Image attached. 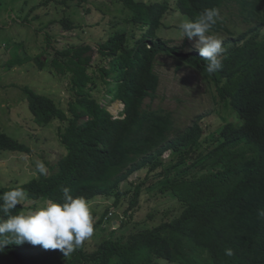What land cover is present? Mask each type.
Wrapping results in <instances>:
<instances>
[{"label":"trees","instance_id":"16d2710c","mask_svg":"<svg viewBox=\"0 0 264 264\" xmlns=\"http://www.w3.org/2000/svg\"><path fill=\"white\" fill-rule=\"evenodd\" d=\"M124 4L131 13L125 23L132 27V34L116 31L99 45L97 52L109 61L108 66L93 69L91 46L61 50L51 60L43 59L44 54L35 59L40 69L51 68L57 77L68 78L75 96L65 111L54 98L26 88L35 123L67 122L60 133L66 155L52 174L21 187L26 199L62 203V188L68 187L74 197L88 202L116 195L118 205L121 184L134 174L146 168L156 172L168 151L186 156L197 147L202 137L200 117L171 138L176 131L174 115L146 106L160 87L157 66L162 56L175 61L176 71L186 67L198 72L213 101L228 104L236 115L238 121L224 127L209 154L221 167L200 179L174 180L161 188L176 196V212L133 234L128 242L109 239L95 253L78 247L67 257L59 249L13 243L0 252V264H152L155 259L182 264H264V217L258 215L264 209V0L176 1L177 11L189 19L206 8L219 10L209 34L225 37L226 52L223 67L214 73L207 71L199 51L183 50L189 38L178 47L158 34L168 4L135 0H124ZM227 10L243 25L242 30L220 18ZM63 24L68 30L72 27ZM137 30L142 31L139 37ZM101 85L111 102L124 105L118 117L96 97ZM0 151L30 153L29 147L1 131ZM141 191L139 186L131 208ZM19 213L23 209L17 205L11 214ZM229 248L232 256L225 255Z\"/></svg>","mask_w":264,"mask_h":264},{"label":"rangeland","instance_id":"374dc122","mask_svg":"<svg viewBox=\"0 0 264 264\" xmlns=\"http://www.w3.org/2000/svg\"><path fill=\"white\" fill-rule=\"evenodd\" d=\"M64 1L0 0V131L30 149V153L0 151V190L22 187L39 178L41 174L37 172V163L46 166L47 175L52 174L58 161L66 155L60 133L66 128L67 122L55 120L49 125L40 126L35 123L29 111L26 88L54 98L65 111L75 94L68 78L57 77L51 68L40 69L35 59L44 54L43 59L51 60L61 50L91 46L94 50L93 69L98 71L108 66L109 62L97 52L99 45L116 31L132 32V27L125 23L131 13L124 0ZM135 1L168 4L169 9L158 34L170 41L171 46L183 45L185 37L179 25L190 19L177 11V0ZM220 18L226 19L230 27L235 24L238 30H242L243 25L237 18L230 16L229 10ZM64 22L72 24V27L68 30ZM141 33L139 30L135 32L137 37ZM217 37L225 39L224 36ZM183 50L199 51L193 39L188 41V46ZM157 73L160 87L156 97L146 101V106L174 115L176 131L171 138H175L177 131L191 127L195 119L200 117L198 122L202 137L197 147L186 156L168 151L162 156V166L156 172L151 173L146 168L122 183L118 205L116 195L100 196L88 202L94 233L81 246L87 254L97 252L102 243L109 239L122 244L128 242L133 234L153 227L165 215H173L178 208L177 199L170 193L162 192L164 186L172 184L174 180L200 179L221 167L209 154L218 145V137L224 127L238 121L230 106L216 104L200 74L186 67L176 71L173 59L160 57ZM96 97L115 117L124 108L120 102H111L104 85L100 86ZM139 186L142 188L141 196L131 208V201ZM46 201L25 199L20 206L23 213L27 214ZM107 210L108 216L101 221ZM152 264L182 263L155 259Z\"/></svg>","mask_w":264,"mask_h":264},{"label":"clouds","instance_id":"9594fccd","mask_svg":"<svg viewBox=\"0 0 264 264\" xmlns=\"http://www.w3.org/2000/svg\"><path fill=\"white\" fill-rule=\"evenodd\" d=\"M218 18L217 8H206L194 19L179 25L184 37L195 41L209 73L223 67V54L226 52L223 40L209 34ZM36 169L39 174L47 175L43 163H37ZM62 193V203L48 200L34 211L15 215L11 212L18 204L23 205L25 190L16 187L0 194V213L3 214L0 216V252L9 244L27 242L44 249H59L67 257L91 238L94 224L88 201L83 197H74L68 187H63ZM258 215L264 217V209L259 210ZM225 255L232 256V249H225Z\"/></svg>","mask_w":264,"mask_h":264}]
</instances>
